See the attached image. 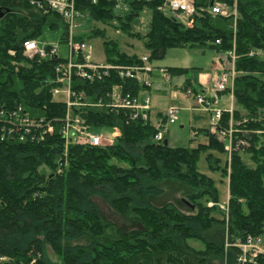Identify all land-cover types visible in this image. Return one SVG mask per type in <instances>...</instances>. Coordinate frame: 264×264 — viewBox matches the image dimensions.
<instances>
[{"label":"trees","instance_id":"trees-1","mask_svg":"<svg viewBox=\"0 0 264 264\" xmlns=\"http://www.w3.org/2000/svg\"><path fill=\"white\" fill-rule=\"evenodd\" d=\"M164 1L128 0L125 13L109 0H77V8L93 22L114 25L142 41L151 63L171 48L221 54L234 50V89L218 93L232 94L234 108L224 111L219 128L227 130L232 124L238 130L235 139L249 147L245 153L232 151L230 164H223L216 154L225 155L226 143L210 130L204 144L171 148L166 138L155 140L159 130L151 122L131 120L125 110L104 105L72 107L71 114L93 129L118 130L114 143L66 148L61 121L68 108L52 95L58 86L55 68L66 60L30 59L22 46L38 40L45 28L64 30L61 43H66L68 27L56 13H45L27 0H0V110L22 106L55 126L54 134L38 141H0V264H238L235 244L264 235V59L256 55L264 50V0H221L237 3L236 21L208 11L219 0H195L192 27L158 10ZM145 11L150 17L143 22ZM143 25L146 33L139 30ZM94 38L104 39L107 63L142 60L122 50L105 29L74 37L80 43ZM166 69L172 77L190 73L186 68ZM116 85L135 97L145 91L114 73L100 82L73 80V90L83 92L91 104L108 103ZM188 91L205 92L191 79L184 84ZM203 155L209 171L229 179L228 218L216 206V181L199 169ZM169 185L182 190L188 203H161ZM111 213L128 226L112 221Z\"/></svg>","mask_w":264,"mask_h":264},{"label":"built area","instance_id":"built-area-1","mask_svg":"<svg viewBox=\"0 0 264 264\" xmlns=\"http://www.w3.org/2000/svg\"><path fill=\"white\" fill-rule=\"evenodd\" d=\"M30 5L46 12H54L61 17L68 27V37L66 46L68 56L66 62L55 68L57 87L53 89L52 95L55 100L65 103L68 108L67 116L61 121V133L65 139L66 148L75 144L80 146H104V135L92 132V127L87 125L79 116L71 114L72 107H105L115 111L125 110L131 120H141L145 123L150 120L151 99L149 96H133L126 91L122 85H116L108 94L109 102L104 104L100 100L97 104H91L86 100L84 93H78L73 90L74 77L90 83L100 82L111 76L113 73L123 80L135 81L145 88L152 86V73L154 71L148 56L142 57L140 63L136 64H114L99 63L94 61V49L89 43L76 42L74 37L81 28L78 23L80 19L88 18V15L77 8V0H27ZM98 0H93L96 3ZM114 3L115 9L125 11L128 9V0H109ZM158 10L170 13V16L185 25L193 26V16L196 14L195 0H165ZM213 15L222 17L237 18V3L233 6L228 5L221 0L215 2L208 10ZM220 44V41L216 42ZM24 55L30 59L40 58H58L60 45L40 43L38 40H28L23 43ZM14 55V51L9 52ZM251 55H255L254 52ZM260 56V54H257ZM226 56L232 60L230 70L220 74L218 79L213 82V87L208 93L193 95L191 91L187 92L188 97H192L194 106L201 108L211 115L212 132L217 135L221 142L226 143L225 150L230 153L234 150H243L247 142L235 139L234 134L238 132L232 125L226 130L219 128L222 120L223 110L219 107V98L216 93L234 89L235 59L234 50L227 52ZM161 77L164 81L170 82L171 75L166 69H160ZM63 95L62 99H57ZM232 112V108L229 110ZM180 109L176 106H170L166 111V123L159 127L155 140L162 141L168 132V126L176 123ZM55 132V126L52 121L38 119L30 115L22 106L12 108H3L0 110V141L17 140L26 142L27 140L44 139L45 135H52ZM115 137L116 133H112ZM209 205V204H208ZM211 203L209 207H212ZM228 208V206H227ZM229 211V210H228ZM235 246L239 248L238 264H264V235L247 237L245 240H239ZM4 260V258H1Z\"/></svg>","mask_w":264,"mask_h":264},{"label":"rangeland","instance_id":"rangeland-1","mask_svg":"<svg viewBox=\"0 0 264 264\" xmlns=\"http://www.w3.org/2000/svg\"><path fill=\"white\" fill-rule=\"evenodd\" d=\"M126 11H121L120 13H125ZM168 15H170V13ZM149 17V11H145L141 15L143 22L149 20ZM78 23L81 25L80 32L90 31L93 28L101 30L105 29L107 37H110L114 41L118 42L122 50L128 54H135L139 56L148 54V51L145 49L142 41L132 38L123 31L114 28V25L95 23L91 19H80L78 20ZM114 24L116 25V22H114ZM144 25L139 29L142 33H146ZM63 34L64 30L62 29L51 31L48 28H45L38 41L40 43L60 45L59 56L66 58L68 56V49L66 44L61 43ZM103 40L104 39L102 38H94L90 41V44L94 49V61L99 63L104 62L106 59ZM259 53L261 58L264 59V50L260 51ZM216 57L217 52L215 51H204L199 48L187 46L171 48L166 52L162 60L152 63V67L154 69L152 74V87L150 90H146L141 96H150L151 105L153 107V111L157 112L156 114L161 112L164 113V111H166L170 106H176L180 109L176 123L169 125V131L166 134V141L171 148H195L199 144H204L207 141L205 132L206 130H211L210 113L204 111L201 108H196L194 106V101L192 99H188L184 95V84L187 79H191L194 86H198L197 88H200L198 84L200 81V76L202 74H208L211 72V70L214 68V63L217 62ZM231 64H229V68L232 66ZM161 68H186L189 69L190 73L186 76H174L170 82H166L161 77L159 71ZM62 98L63 95H59L57 97V99ZM226 99L227 100L224 103H221L220 107L224 108L230 106V98L228 99V97H226ZM158 121L159 119L155 117L153 124L155 125ZM195 130H199L200 133L195 132ZM92 132L95 134H105L103 140L105 146L113 143V140L115 139V137H113L108 131L92 129ZM194 132L197 133L196 136L194 135ZM257 133L260 134L261 132L258 131ZM217 139L219 140V138ZM248 147L249 144L247 143V146L241 150V153H245V150ZM216 155L222 159L223 164H230V153L226 152L225 155ZM121 166L126 167V165ZM199 169L202 174L216 181L220 193V201L218 204H216V206L220 209V211L227 213L226 217L228 218L230 197L229 179L222 178L220 173H213L209 171L204 155L199 161ZM181 191L182 190H179L176 185L167 186L166 194L163 197L161 203H182L183 200H185V197L182 195ZM211 203L213 204L212 207H214L213 202H209L208 204L210 205ZM108 216L112 221H115L122 226L127 225L126 221L118 215L111 213V215ZM191 245L195 246L196 248H201L199 243L191 242Z\"/></svg>","mask_w":264,"mask_h":264},{"label":"crops","instance_id":"crops-1","mask_svg":"<svg viewBox=\"0 0 264 264\" xmlns=\"http://www.w3.org/2000/svg\"><path fill=\"white\" fill-rule=\"evenodd\" d=\"M216 61L217 62L214 63V68L211 70L210 73L202 74L200 76V81H199L198 84L200 86V89H202V91H207V89H211L213 87L212 84L215 81V79H218L220 74L223 73L224 71H227L228 68H229L230 62H229V59H228V57L226 55L221 54V53H217ZM226 97H228V99L230 98L229 101H230V105H231V95L224 94V93L219 94L220 105H221L222 102L224 103L227 100ZM230 107L231 106L224 107V108L221 107V108L224 109V110H229ZM165 112L166 111H164V113L161 112L159 114H156L157 112L153 111V107H152V111H151V121H152V123H153V120H154L155 117L158 118L159 121L161 119H163L164 115H165ZM159 121L157 123H159ZM197 131H199V130H197Z\"/></svg>","mask_w":264,"mask_h":264},{"label":"water","instance_id":"water-1","mask_svg":"<svg viewBox=\"0 0 264 264\" xmlns=\"http://www.w3.org/2000/svg\"><path fill=\"white\" fill-rule=\"evenodd\" d=\"M0 12H2L1 9H0ZM3 13H4V12H2V16H3ZM183 201L186 202V203H188L186 200H183ZM193 208H194V207H193Z\"/></svg>","mask_w":264,"mask_h":264}]
</instances>
